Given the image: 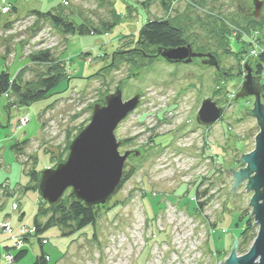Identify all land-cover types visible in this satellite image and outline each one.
<instances>
[{
	"label": "rangeland",
	"instance_id": "374dc122",
	"mask_svg": "<svg viewBox=\"0 0 264 264\" xmlns=\"http://www.w3.org/2000/svg\"><path fill=\"white\" fill-rule=\"evenodd\" d=\"M241 2L244 12H260L246 0H0V71L34 82L48 65L31 58L48 51L63 74L49 97L29 106L0 96V264H32L40 251L47 264H220L235 239L256 236L248 179L233 187L260 129L245 111L256 95H237L248 60L261 73L264 101V18L242 15ZM37 11L97 31L63 34ZM160 20L180 29L183 45L200 56L175 63L160 54L171 47L138 44L141 26ZM116 87L123 101L139 96L114 129L120 156L137 152L124 161L128 179L93 205L94 224L37 234L38 209L72 193L68 187L54 204L42 199L41 173L66 161L93 107ZM205 100L221 109L208 124L197 119ZM33 170L37 188L25 190ZM23 249L26 256L13 261Z\"/></svg>",
	"mask_w": 264,
	"mask_h": 264
},
{
	"label": "water",
	"instance_id": "95a60500",
	"mask_svg": "<svg viewBox=\"0 0 264 264\" xmlns=\"http://www.w3.org/2000/svg\"><path fill=\"white\" fill-rule=\"evenodd\" d=\"M160 54L170 62L189 63L192 57L200 56L191 51L190 46L165 48ZM244 77V84L239 89L237 97L255 94L254 106L245 109L247 114L254 116L260 126L256 136L253 151H246L241 158L244 163L240 169L234 171L237 182L248 179L247 189L253 191L250 200L252 215L258 225V231L249 249L244 253H237V241L233 242L230 255L222 259L220 264H264V101H261L260 72L251 70ZM121 88L108 94L104 104L93 107L90 123L85 126L69 145L66 161L55 168H48L41 173L38 192L42 199L49 203H57L65 189L72 188L77 200L86 206L104 204L109 195L120 184L123 175L124 161L136 151H126L123 156L118 152L119 143L116 142L114 129L130 111L138 104V95L123 101ZM237 92V93H238ZM221 114V109L215 107L210 100H205L198 113V121L214 122Z\"/></svg>",
	"mask_w": 264,
	"mask_h": 264
},
{
	"label": "trees",
	"instance_id": "16d2710c",
	"mask_svg": "<svg viewBox=\"0 0 264 264\" xmlns=\"http://www.w3.org/2000/svg\"><path fill=\"white\" fill-rule=\"evenodd\" d=\"M40 17H46L49 19L50 23L61 30L63 34H86L97 31L87 24H76L67 20H64L58 15L52 14L50 12L42 13L36 12ZM137 43L148 45L152 47H176L179 45L186 44V40L182 36V32L177 27H174L168 23L167 20L160 21H147L145 22L137 35ZM261 59H264L263 54L260 55ZM31 60L42 62L45 65H48L47 70L44 75L40 76L34 82H26L22 85L17 77H13L7 71H0V96L6 94H12L18 100V103L21 105L29 106L34 102L41 101L46 99L52 94V91L58 82L63 79L61 74V68L57 65L53 66V59L50 58V53L48 51L42 53H36L33 55ZM260 68V67H259ZM24 140L23 143H25ZM17 144H14L15 147ZM37 171L33 170L31 172L30 182L32 184H27L25 190L37 188V184L32 182ZM127 173L124 174L121 183L118 185L117 189L122 187L123 181L127 178ZM24 190V191H25ZM195 198H199V194L195 192ZM97 206L87 207L82 201H79L75 198L72 193L64 196L60 199L59 203L55 205H49L48 208L39 210L37 215L34 218L33 225L37 234H41L43 231L52 226L58 227H68L71 232H75L83 229L88 225L95 223L98 212ZM203 208V203L198 202V209ZM40 217H46L45 222L39 220ZM249 219H246L245 224L249 225ZM237 226V225H236ZM248 230L243 231L242 237L245 238ZM255 235H252L245 242L241 241L238 244L239 253H244L249 243L254 239ZM27 250H19L13 258V261H19L24 256H26ZM32 264H47L45 256L42 251L40 254L35 257V260Z\"/></svg>",
	"mask_w": 264,
	"mask_h": 264
},
{
	"label": "flooded vegetation",
	"instance_id": "af4514ba",
	"mask_svg": "<svg viewBox=\"0 0 264 264\" xmlns=\"http://www.w3.org/2000/svg\"><path fill=\"white\" fill-rule=\"evenodd\" d=\"M252 1L253 3L259 4V8H260V12H258V15H254V13L252 12L253 9H249L248 12H244V10H246L247 7H249L248 5H244V3H238V8L241 12L242 15H249L250 17L253 18V15L256 16L258 19L261 20V22L263 21L264 18V0H246V2Z\"/></svg>",
	"mask_w": 264,
	"mask_h": 264
},
{
	"label": "bare ground",
	"instance_id": "6f19581e",
	"mask_svg": "<svg viewBox=\"0 0 264 264\" xmlns=\"http://www.w3.org/2000/svg\"><path fill=\"white\" fill-rule=\"evenodd\" d=\"M235 238V237H234ZM237 250H238V247H237Z\"/></svg>",
	"mask_w": 264,
	"mask_h": 264
}]
</instances>
